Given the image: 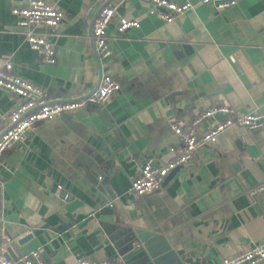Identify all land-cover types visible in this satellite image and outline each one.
<instances>
[{"label": "crops", "instance_id": "crops-1", "mask_svg": "<svg viewBox=\"0 0 264 264\" xmlns=\"http://www.w3.org/2000/svg\"><path fill=\"white\" fill-rule=\"evenodd\" d=\"M26 1L0 0V66L11 62L13 73L48 100L83 99L102 76L120 90L102 105L39 123L2 154L5 256L23 264L38 250L44 264H126L134 230L165 237L171 252L158 264H220L264 243V191L255 192L264 183V127L228 129L160 189L141 197L130 190L144 161L171 159L169 148L178 143L171 124L185 125L213 106L264 108V0H240L220 12L198 0H172L194 7L169 24L150 15L144 0H109L117 18L107 27L110 55L100 59L90 29L104 0H45L63 12L54 29H35L53 43L54 64L29 48L11 14ZM119 18L139 28L118 36ZM20 101L0 88V132Z\"/></svg>", "mask_w": 264, "mask_h": 264}, {"label": "built area", "instance_id": "built-area-1", "mask_svg": "<svg viewBox=\"0 0 264 264\" xmlns=\"http://www.w3.org/2000/svg\"><path fill=\"white\" fill-rule=\"evenodd\" d=\"M126 0H119L123 3ZM151 7L150 15H155L165 23H172L177 17L193 9L191 2L177 3L172 0H144ZM240 0H198V3L211 7L215 11H225L236 6ZM116 7L104 0L94 16L90 40L97 59L110 55V36L107 27L116 20ZM11 14L16 19L18 27L25 29L24 36L29 48L40 55L48 64L55 63V49L46 33H37L35 29H54L63 19V12L54 4L45 0H27L22 7H14ZM139 28L135 20L119 18L116 21V33L123 36L131 29ZM0 88L16 95L21 101L13 108L7 118V125L0 132V158L2 154L14 145L23 142L28 134H35L39 123L53 121L85 109L90 106L104 104L112 95L120 90L119 83L110 76H102L96 87L80 100H48L44 91L13 73L11 62L0 66ZM220 118V119H219ZM205 122L210 126L201 130ZM170 130L177 138V145L169 148L171 159L164 164H154L152 159L144 161L138 175L131 183V192L138 197L145 196L162 187L167 177L177 169L188 165L197 149L204 145H214L222 133L231 128H242L255 132L264 127V108L262 110L240 113L235 109L219 105L209 107L197 113L185 125L171 124ZM264 183L255 188V192H263ZM113 204L108 203L112 208ZM7 241L0 236V264H13L5 256ZM23 264H44L38 250L23 256ZM264 261V243L246 250L232 258L223 259L220 264H260ZM76 264H124L110 261H94L78 259Z\"/></svg>", "mask_w": 264, "mask_h": 264}, {"label": "water", "instance_id": "water-1", "mask_svg": "<svg viewBox=\"0 0 264 264\" xmlns=\"http://www.w3.org/2000/svg\"><path fill=\"white\" fill-rule=\"evenodd\" d=\"M89 167L96 170L95 166L90 162ZM100 176L97 175L96 177L101 178ZM130 238L131 244L128 247L129 252H131V257L125 261L126 264L141 259L146 260L143 264H158L159 257L170 254L171 252V248L165 237L158 233L134 230ZM26 239L27 237L17 240L15 244L21 245ZM9 241L12 242L13 239L9 237ZM15 244L13 243L12 247H15ZM133 244H136L135 248H133Z\"/></svg>", "mask_w": 264, "mask_h": 264}]
</instances>
